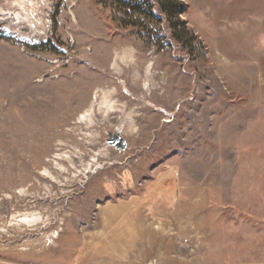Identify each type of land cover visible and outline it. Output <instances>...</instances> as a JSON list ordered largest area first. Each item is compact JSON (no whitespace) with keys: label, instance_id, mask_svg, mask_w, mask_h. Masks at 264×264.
I'll return each mask as SVG.
<instances>
[{"label":"rangeland","instance_id":"rangeland-1","mask_svg":"<svg viewBox=\"0 0 264 264\" xmlns=\"http://www.w3.org/2000/svg\"><path fill=\"white\" fill-rule=\"evenodd\" d=\"M182 1L0 0V264H77L161 174L207 190V264H264V75Z\"/></svg>","mask_w":264,"mask_h":264},{"label":"crops","instance_id":"crops-1","mask_svg":"<svg viewBox=\"0 0 264 264\" xmlns=\"http://www.w3.org/2000/svg\"><path fill=\"white\" fill-rule=\"evenodd\" d=\"M228 3H206V26L216 51H236L240 64L264 75V0ZM165 175L149 182L141 195L113 204L98 227L81 233L77 264H207L191 245L216 230L206 210L207 190Z\"/></svg>","mask_w":264,"mask_h":264},{"label":"water","instance_id":"water-1","mask_svg":"<svg viewBox=\"0 0 264 264\" xmlns=\"http://www.w3.org/2000/svg\"><path fill=\"white\" fill-rule=\"evenodd\" d=\"M108 144L119 150H125L127 145L126 141L123 139V137L118 131L110 135L108 139Z\"/></svg>","mask_w":264,"mask_h":264},{"label":"trees","instance_id":"trees-1","mask_svg":"<svg viewBox=\"0 0 264 264\" xmlns=\"http://www.w3.org/2000/svg\"><path fill=\"white\" fill-rule=\"evenodd\" d=\"M178 0H176V2H177ZM178 3H180L181 5L183 4V1L182 0H180V2H178ZM183 7V6H182ZM182 7H180L179 9H178V11H177V13H182L183 12V8ZM181 10V11H180Z\"/></svg>","mask_w":264,"mask_h":264}]
</instances>
